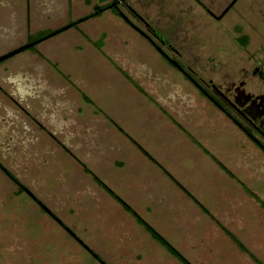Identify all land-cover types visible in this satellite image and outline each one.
<instances>
[{
    "label": "rangeland",
    "instance_id": "1",
    "mask_svg": "<svg viewBox=\"0 0 264 264\" xmlns=\"http://www.w3.org/2000/svg\"><path fill=\"white\" fill-rule=\"evenodd\" d=\"M231 1L121 0L124 19L111 9L92 15L113 0H0V56L27 44L29 35L65 28L0 62V166L30 193H18L0 168V264H182L82 165L190 264L246 259L213 223L217 233H207L214 249H200L188 236L194 216L196 231L215 216L264 262V209L244 190L264 204V154L137 31L195 80L237 81L261 59L264 0H234L222 19L208 15ZM179 135L182 147L197 140L207 151L218 172L213 193L227 197L210 205L200 200L205 221L190 201L178 202L180 216L131 197L132 188L147 186L141 178L136 186L127 167L136 156L155 163L164 180L173 178L151 153L152 142L144 147L142 140L178 144ZM232 207L236 213L228 215Z\"/></svg>",
    "mask_w": 264,
    "mask_h": 264
},
{
    "label": "crops",
    "instance_id": "2",
    "mask_svg": "<svg viewBox=\"0 0 264 264\" xmlns=\"http://www.w3.org/2000/svg\"><path fill=\"white\" fill-rule=\"evenodd\" d=\"M179 138H178L179 140L178 144H175V140L170 139L171 141L168 142V140L166 141L165 138H161L159 136L153 137V139L151 138L152 140H149V142L143 139L142 143L145 147V145L148 146L152 142L153 145L151 148L153 149L151 150L152 151L151 153L155 155L156 159L163 161L164 164L163 165L161 164V165L166 170V172H168L173 177V179L176 180L206 210H208V208H206L201 203L200 200H203V202H206V204H209V205L216 203L217 200H220L221 202L227 201V197H224V195L222 196L221 193H216V192L213 193L214 189L220 188L219 186L215 187L212 183L213 173L215 174L218 173V172L216 173V171L213 168V161L208 157V155L205 152H203L202 150H198L199 145H197L196 143H194L195 145L194 144L190 146L185 145V147L184 146L182 147V141H181L182 135L181 136L179 135ZM195 141L198 144H200L197 140ZM186 147L188 151L184 150V148ZM136 158L138 159L137 162H134V165L127 166V167L130 168V170L131 168L133 169V173L135 175V181L138 182L136 186H139L140 183L142 185L145 183L147 184V186L146 188H142V189H139L138 187L132 188L134 192H132L133 196L131 197L135 198L136 201L141 200V202L142 201L148 202L149 204H145V207H148V205H151V204L152 205L158 204L164 207L166 206V208L168 209L167 210L168 214L166 213V215H170L171 213H173V208L174 209L176 208L175 210L179 211L180 216H183L181 215V213L184 211V208L181 205L179 206L178 202L186 203V201L188 202L190 201L193 204V208L195 209V212L197 213V210H198L200 213L204 215L203 220L205 221V215L207 216V214L204 213L201 210V208H199L197 204L194 203L186 195L185 192H183L178 186H176V184L171 179L166 178L167 180H164L163 171L160 168H158L155 165V163H152L151 160H148L145 157L139 158L138 156H136ZM118 166L121 167L122 166L121 163L118 164ZM118 170L120 171V168ZM116 173L119 174L120 172H116ZM216 177L219 179L218 175ZM137 178L143 179L144 183L139 182ZM160 178L163 179V181H161ZM150 180L151 181L156 180V184L159 183V185L158 186L153 185L152 187H150L149 186V182H151ZM219 180L222 182V180H225V178H222ZM222 183L224 184L225 182H222ZM135 195H139V196L135 197ZM172 196L173 198H171ZM187 206L188 205L186 204V207ZM217 206L221 207L220 204H218ZM225 207H230V203H227ZM230 209L232 210H230L231 212L228 213V215L232 214L233 211L235 212L234 207ZM227 212H229V209L227 210ZM179 213L177 212L178 215ZM214 217L215 216L213 217L208 216V218L206 219H209L210 225H200V229L196 231L197 224H198V218L194 216V218H196L197 221L193 222L196 224L195 228L189 231L190 234L188 236L190 237V239L192 241H194V239L195 241L197 240L196 242L199 243L198 244L199 248L203 249V251L205 252H207V250L209 252L210 248L214 249V246H213L214 243L212 242L213 243L212 247H210L212 236H210L207 233V229L214 230L213 225H215V228L217 229L216 231L224 234L230 240V242L234 245V247L237 248V250L240 252L241 250L222 231V229L216 223L218 222L223 226L222 222L219 219H216ZM211 223H213V225ZM227 230L230 231L229 229ZM253 231L258 232V230H255V229ZM232 234L234 235L233 232ZM234 236L243 244V242L236 235ZM170 245L172 247L174 246L172 244ZM173 248H175V246ZM245 248L247 247L245 246ZM210 253L212 255L213 251H211ZM240 253L246 257V259H243L244 264H247V262L253 263L251 259L244 252L241 251Z\"/></svg>",
    "mask_w": 264,
    "mask_h": 264
},
{
    "label": "flooded vegetation",
    "instance_id": "3",
    "mask_svg": "<svg viewBox=\"0 0 264 264\" xmlns=\"http://www.w3.org/2000/svg\"><path fill=\"white\" fill-rule=\"evenodd\" d=\"M233 1L219 15L216 16L207 10L208 15L215 19L223 13L220 18L222 19L234 5L235 2ZM120 2L121 0H114V4H120ZM126 22L130 24L129 21L126 20ZM137 31L155 46L166 62L177 69L202 96L210 101L220 113L225 115L231 124L264 154V46L259 50L261 59L257 60L258 63L254 64L251 69L242 70V76L239 80L225 81L221 85H216L210 79L206 82L202 79L195 80L194 74L191 75L189 70H186L175 59L170 58L146 34ZM172 62H175L179 68L174 66ZM255 77L259 78L258 85L254 83Z\"/></svg>",
    "mask_w": 264,
    "mask_h": 264
},
{
    "label": "trees",
    "instance_id": "4",
    "mask_svg": "<svg viewBox=\"0 0 264 264\" xmlns=\"http://www.w3.org/2000/svg\"><path fill=\"white\" fill-rule=\"evenodd\" d=\"M100 1H105V0H100ZM95 11L92 15H99L100 12L106 10V9H111L112 12L114 14H119L121 17H123V15L118 11V5L117 3L114 4V0L113 2H111L108 5H105L103 7H97L95 6ZM65 28L59 29V30H55V31H42L34 36L29 35L28 36V42L25 45H29V47L27 48L28 50H34L35 46L46 40L47 38H50L58 33H60L61 31H63ZM239 43L242 46H245L247 44V38L246 37H242L239 40ZM102 45V40L100 39L99 41H97L96 46L99 48ZM188 79V78H187ZM85 100H87L85 98ZM118 128V126H116ZM119 129V128H118ZM120 132L121 129H119ZM194 143H196L198 145V143L194 140ZM137 147L139 148V146L137 145ZM141 150V149H140ZM202 150L206 153L207 151L204 150L202 148ZM149 158V156H147ZM218 163V162H217ZM219 164V163H218ZM220 167L223 169V171L228 174L229 176L230 173L221 165L219 164ZM83 166V170L85 173L90 174L92 176V179L94 180V182L101 188L103 189L108 195H110L119 205H121V207L123 208L124 211H126L127 213H129L133 218H135L136 222L138 224H140L145 231L151 236V238L156 241L158 244H160L163 248H165L167 250V252L172 255L174 258H176L180 263L182 264H190L188 261H186L183 256L175 249L173 248L161 235H159L155 229H153L151 226H149L146 222H144L137 214L136 212L131 209L127 204H125V202H123L116 194H114L101 180H99L95 175H93L89 169L86 168L85 165ZM0 168L2 169L3 173L6 175V177L12 182V184H14L17 188H18V193L21 192L23 190V187L21 186V184L19 183V181L17 180V178L12 175L9 171L5 170L4 168H2L0 166ZM171 180L176 184V186H178L183 192L186 193V195L192 199L200 208L201 210L208 214V211L201 206L183 187H181V185L176 182V180H174L173 178H171ZM245 192L252 197L253 199H255L257 202H259V204L261 205V207L264 209V204L260 201V199L258 197H256L252 192H250L248 189H246L244 187ZM217 225L222 229V231L236 244V246L242 251L244 252L255 264H264L263 262H261L260 260H258L249 250H247V248H245V246L229 231H227L220 223L216 222ZM94 257L96 259L99 260V258L94 255ZM100 261V260H99Z\"/></svg>",
    "mask_w": 264,
    "mask_h": 264
},
{
    "label": "water",
    "instance_id": "5",
    "mask_svg": "<svg viewBox=\"0 0 264 264\" xmlns=\"http://www.w3.org/2000/svg\"><path fill=\"white\" fill-rule=\"evenodd\" d=\"M222 15H223V13H222L220 16L215 17V19H216V20L220 19ZM122 18L126 19L124 16H123ZM28 47H29V45H24V46H22V47H19V48L15 49V50L9 52L8 54H5V55L0 56V62H2V61H4V60L8 59L9 57H11V56H13V55L19 53L20 51H22V50H24V49H27ZM172 64H173L174 66H176V67L179 68V66H178L175 62H172ZM23 191L27 192V193L30 195V193H29L26 189L23 188ZM42 209L48 213V211L45 209V207H42ZM70 234H71L72 236H74L73 233L70 232Z\"/></svg>",
    "mask_w": 264,
    "mask_h": 264
}]
</instances>
